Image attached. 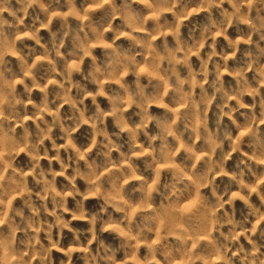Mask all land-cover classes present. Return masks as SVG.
<instances>
[{"label": "clouds", "instance_id": "clouds-1", "mask_svg": "<svg viewBox=\"0 0 264 264\" xmlns=\"http://www.w3.org/2000/svg\"><path fill=\"white\" fill-rule=\"evenodd\" d=\"M178 261L264 264V0H0V264Z\"/></svg>", "mask_w": 264, "mask_h": 264}, {"label": "rangeland", "instance_id": "rangeland-1", "mask_svg": "<svg viewBox=\"0 0 264 264\" xmlns=\"http://www.w3.org/2000/svg\"><path fill=\"white\" fill-rule=\"evenodd\" d=\"M146 70H147L146 66H145V65H142L141 68H140V71H141V72H144V71H146ZM161 167H165V165H161ZM93 198H94V197H93ZM187 206L190 207L191 205L189 204V205H187ZM134 211H135V209H134ZM111 227H113V226H112V225H109V228H111ZM177 264H180V262L178 261Z\"/></svg>", "mask_w": 264, "mask_h": 264}]
</instances>
